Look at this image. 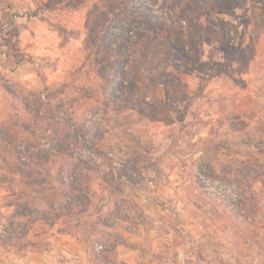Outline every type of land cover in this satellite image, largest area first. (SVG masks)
Here are the masks:
<instances>
[{
  "label": "crops",
  "instance_id": "obj_1",
  "mask_svg": "<svg viewBox=\"0 0 264 264\" xmlns=\"http://www.w3.org/2000/svg\"><path fill=\"white\" fill-rule=\"evenodd\" d=\"M50 1L35 0L36 5L34 2L26 3L23 8H38L30 16L18 13L14 8H0V48H7L0 54V71L10 72L12 77L23 81L22 86L10 92L3 84L12 83L11 80H0V128L12 129L9 107L11 96H18L22 107L17 118L19 122L31 123L32 126L27 128L16 124L19 155L28 160L29 153L52 147L45 170L50 176L57 177L54 179L57 188L62 186L60 180L65 179L67 169L73 166L66 161L80 158L73 152L72 144L74 128L80 125L83 132L78 137L87 140L89 152L96 146L118 147L129 162L142 170V176L154 182V186L148 183L143 188L130 187L133 189L130 191L131 201L122 213L124 203L112 197L111 185L102 180L100 187L95 189L96 183L89 177L85 185L88 197L100 192L99 207L92 204L93 200H88L86 210L79 215L99 208L97 225L105 229V238L86 247L75 228H64L67 220L71 223L70 215L60 212L61 215L55 217L50 210L51 220L36 219L28 232L18 238L20 243H6L0 239V264H247L248 261L249 264H262L253 257L263 255L259 253V240L264 238L263 217L258 220L251 216L241 219L243 230L236 232L233 225L240 221L239 218L223 213L224 204L219 200L203 202L199 193L202 189L224 191V187H221L223 191L219 190L217 180L211 185L201 182L204 175L202 164L209 156L215 161L212 166L215 175L234 176L233 161L237 157L231 152V147L237 143L242 150L238 158L250 164L244 167L245 170H240L244 186H249L246 182L249 180L258 191L264 187V170L252 168L264 163V142L254 143L248 136L242 141H234L237 138L233 134L232 120L227 121L224 117L219 121L220 125L228 127L229 139L220 137L217 141H209L207 153L198 147L202 146L206 136L211 137V128L216 126L217 118H213L218 108L215 96H232L228 85L224 84L222 90L212 86L210 89L214 92L207 93L205 84L209 80L204 82L206 78L202 77L208 76L204 75L205 70L198 63L190 68L184 58L174 56L177 47L185 43L131 38L127 40L128 45L120 49L118 40L99 39L102 32L99 25L102 23L93 25L92 31L89 26L85 27V20L78 30L80 36L76 37V33L74 37V15L71 11L67 15L65 7L60 18L56 5H51L54 1ZM118 36H121L119 31ZM148 43L152 51L146 49ZM161 48L174 51L170 53L172 58L164 59V53L161 57L155 55L158 50L161 53ZM112 53L117 56H110ZM121 54L131 56L123 62ZM107 56L118 60L112 72L109 70L113 68L106 66L109 64ZM151 60L155 61L149 65ZM257 70L261 74L262 69L258 67ZM256 90L257 100L264 105V85ZM33 93L36 96L40 94L49 103V109L53 107L49 115L53 125L47 130L42 131L40 120L34 121L31 111L35 108L34 103L26 108V103L35 97ZM139 96L144 97L143 105L135 102ZM236 107L241 108L238 102ZM43 109L44 106L41 107ZM231 113V108L225 112L226 115ZM238 115L243 118L240 110ZM191 121L196 129L191 138L194 148L186 152L180 148L188 144L178 138L180 131H177L180 127H189ZM245 122L249 123L248 120ZM67 131L70 133L68 152L57 151V136ZM46 132L48 139L43 135ZM0 142L3 144V140ZM212 147L215 150H211ZM235 155L239 156L238 153ZM6 157L0 147V163L6 167L0 166V175H4L2 171L8 168ZM52 167L56 168L55 172ZM82 171L83 168L77 172ZM251 174L254 178L250 179ZM230 185L231 192H234L232 189L237 190L232 182ZM2 196L0 192V202ZM263 200L257 198L251 203L255 202L253 207L257 213L260 209L264 212ZM212 206L221 213L204 210ZM75 207L70 209L72 214ZM78 207L82 209L80 205ZM6 208V212L14 213L10 204L0 207L1 210ZM112 210L116 211L113 216L110 214ZM1 237L5 235L0 233Z\"/></svg>",
  "mask_w": 264,
  "mask_h": 264
},
{
  "label": "rangeland",
  "instance_id": "obj_2",
  "mask_svg": "<svg viewBox=\"0 0 264 264\" xmlns=\"http://www.w3.org/2000/svg\"><path fill=\"white\" fill-rule=\"evenodd\" d=\"M34 1L0 0V8H14L18 11V13H24L30 16L32 13H36L38 8L35 6H31L32 8L30 9L23 7L26 6V3ZM52 1L54 2L52 3ZM52 1H50V3H52L51 5H56L57 13L60 14V18H62L65 13V7H67V15L69 13L68 11H71L72 15H74L75 18L72 27L75 29L72 32L74 37L76 36V33V37L80 36L79 31L84 24L85 27L89 26V30L92 29L93 31V25L98 26L97 23H102V25H99V28L102 27L99 39L103 40L105 38L109 40V42H111L112 39L118 40L117 45L120 46V49H123L122 47H126V45H128L127 40L131 38L135 40H139L141 38L157 42L162 40L165 42H171L172 40H175L180 44L185 43L184 46L177 47L174 56L178 59L184 58V60H186V62L190 65V68L192 65L198 63L201 69L205 70L204 75L208 76L202 77L206 78L204 82L209 80L205 84V90L207 93L214 92L210 89L212 86H216L217 89L221 87L222 90L224 84L228 85L229 89L232 91V96L230 98H225L220 95L215 96V106H218V108L213 118H217L215 124L216 126L211 128V137L207 138L208 136H206L205 140L202 141V146H198L204 149L206 153V149L211 143L209 141H213V139L217 141L218 139H221L220 137H222V139L225 137H227L226 139H229L230 136H228V127H223V125H220L219 122L220 119H224V117H227V121L232 120L233 134L234 137L238 139V141L237 139L234 141H242V139H244L243 137L246 139V136H248L254 143H258L259 141L264 142V105L257 100L256 96L257 87L264 85V0ZM34 5H36L35 2ZM86 17L87 19H85ZM60 18H57L58 22ZM82 20H85L84 24H82ZM118 31L121 33V36L117 37ZM116 32L117 34H115ZM186 44L188 45L186 46ZM204 44L207 45L204 46ZM148 45L149 43L147 44L146 49L148 51H152ZM210 46L212 47L210 48ZM4 49L0 48V54L5 52L7 48L4 47ZM173 52L174 51L169 48H161V53L158 50L155 55L161 57L164 53V59L165 57L168 59L172 58L170 53ZM111 55L112 57L117 56L116 53H112L110 56ZM106 59H109V64L106 66L113 68L109 71H114L117 59L113 60L109 56H107ZM145 61L147 60L145 59ZM154 61L155 60H151L149 65H152ZM156 61L158 63L161 62L159 60ZM120 63L122 65L123 62ZM139 63H142V60ZM46 67L49 70L52 69L48 66ZM258 67L262 69L261 74L260 70L258 73ZM0 75V80L6 78L11 80L12 83L7 84L12 89H18L22 86L23 81L19 78L12 77L10 72L3 73L0 71ZM212 80L213 83L210 84ZM11 97L12 102L9 107V117L11 119L10 123L12 124L13 119H19L17 117L18 112L21 110L22 102L19 100L18 96L16 97L15 95H12ZM207 97L209 96L207 95ZM125 99L127 100V97H125ZM143 100L144 97L139 96L135 102L137 104H142ZM209 100L210 98H208L207 101ZM237 102L241 106V108L238 109L241 113H243V118L240 117L241 115H238L239 110L236 107ZM44 103V107L47 111L45 113V117H48L51 110H53V107L49 109V103L46 101H44ZM229 108L232 109V113L229 114L231 116L225 114ZM65 113L69 114L70 112L66 111ZM209 118L210 117L207 119ZM244 119L248 120L249 123H246V120ZM40 122L43 124V121ZM189 123L191 124L189 127H180L177 131H180L178 138H181L188 144H183L184 149L180 148L186 152H191L194 148V146H192L191 138L196 132L195 126L192 125L193 122L191 121ZM205 130L206 129H204V131ZM43 135L46 139H48V132ZM72 144L73 152L76 155H79L80 159L84 162L80 164V168L84 165L88 168L90 167L89 170L83 169V171L86 175H88V177L93 179V182L96 183L94 188L96 189L98 186L100 187V183L103 182L102 180L107 181L111 185L112 197H117L122 204L124 203V207L122 208V213H124V211L128 209L126 207H129L128 203L131 201L130 191L133 189L130 187L136 186L143 188L149 183V180L146 179L145 176H142V170L133 163L129 162L122 150L118 147L96 146L97 148L91 149V152H89V147H87L89 144L87 140H83L79 137H77V139L72 137ZM214 147H212L211 150H215ZM15 150V146H10L7 150H5L6 156L10 161H15ZM231 152L237 158L233 161L234 176L230 178H228L229 176L226 177L224 175L214 174L212 166H214L215 161L214 159H209L210 157L208 154L207 156L209 158L207 157L205 162L202 164L204 175L201 178V182L211 185L213 181L217 180L219 190L221 189L223 191L221 187H224V191L216 192L215 190L211 192L208 189H202L199 193L203 202H210V199L211 201L219 200L222 204H224L222 210L223 213L238 217L240 221L235 223L233 227L234 231L240 232L243 230L244 226L241 219L248 216L254 217L257 220L261 217L264 219V212L260 209L259 213H257L256 208L253 207L255 202L251 204L257 198L264 199V187H261L260 191H258L252 186L249 180L246 181L249 183V186H244L243 177L241 175L242 171L240 170H245L244 167H247L250 164L244 163L245 161L243 162L238 158L241 155L240 152H242L238 143L231 147ZM237 153L239 156L235 155ZM76 155L74 157H77ZM115 159H120L123 163V167H115L113 165V161ZM66 163H70L69 165L71 166L73 163L77 164V160H72L71 162L66 161ZM0 166L3 169L6 168L2 165V163H0ZM252 168L258 171L264 170V163L260 162L258 166H253ZM52 171L55 172L56 168L52 167ZM2 172H4V175H7L9 179H7L4 184L0 183V187H2L0 192L3 194L0 207L1 205L12 204L17 201L15 196H18L19 193H21L20 196L22 200L29 201L35 207L40 209L48 207L46 198L51 195V190L46 189L43 194H39L40 196H38V193L34 191L38 187L27 185L21 177L17 176L15 171L12 172L11 169L7 168V170ZM124 174H127L126 178L123 177ZM52 175L54 174L52 173ZM55 178L57 177L50 176L51 184H54ZM251 178H254V174L250 175V179ZM231 182L237 189H232L234 192L230 191V187H232V185H230ZM188 194H190V192H188ZM91 195V198L88 197V200H93L92 204L99 207L97 202L101 193L94 192ZM34 196L39 198L32 201L35 198ZM53 197L56 198V195L54 194L52 198ZM103 197L102 199H104ZM52 198H50V200ZM50 200H47L48 203ZM79 209L80 208L76 206L73 214L72 212L70 213L69 218L71 223L67 220L64 228L69 230L75 228L77 236L82 238L84 245L86 247L92 246L93 243H96L98 240L102 239V237L105 238V229L103 227L101 228L100 225H97L98 218L100 217V209L98 208L97 211L83 215H79ZM6 210L7 208L5 210L0 209V233L6 235L5 229L11 231V233L18 232L23 229V225L26 223L28 218L18 219L16 216H12L13 213H8ZM204 210L207 212L208 210H211L216 213H221V211L215 209L214 206L210 209L209 207L205 208ZM115 212V210H112V212H110L111 216H113ZM49 214L52 217V214ZM101 214L106 215L103 213ZM260 222L262 223L263 221ZM11 223L13 224L11 225ZM259 241V253H263V255L259 257L255 256L253 257V260L257 258L256 262L264 264V238ZM13 243H20V240L16 238L13 240ZM249 263L250 262L248 261L247 264Z\"/></svg>",
  "mask_w": 264,
  "mask_h": 264
},
{
  "label": "trees",
  "instance_id": "obj_3",
  "mask_svg": "<svg viewBox=\"0 0 264 264\" xmlns=\"http://www.w3.org/2000/svg\"><path fill=\"white\" fill-rule=\"evenodd\" d=\"M160 42H164V40ZM128 55L121 54V58L122 60H124L123 62L127 61L130 58L131 54L129 56ZM131 80L134 83L133 78ZM3 85L8 91L13 92L10 86L5 83ZM32 96L35 97L33 98V100H30V102L26 103V108L29 109L30 103H34L35 108L31 109V111H33L34 121H43V124H41L40 126L42 129L47 130L50 126L53 125L52 118L50 119L49 116L45 117V113L47 112L46 109L41 110V107L45 105L41 95L39 94L38 96H36L33 93ZM48 96L49 95H46V98H48ZM16 124H21V126L24 125L27 128L32 127L31 123H27L24 121L19 122L18 119H13L11 130L8 127L0 128V139L3 140V144L0 142V147L3 148L4 152L10 146L16 147L15 161H10L8 157L5 158L7 160L5 162L8 168L11 169L12 172L15 171L17 173V176L21 177L27 185L38 187L34 190L38 193V196H40L39 194H43L46 189L51 190L52 193L46 198V203L48 207L44 209H40L33 206L27 200H22L20 196L21 193H19L18 196H15L17 201L10 204L14 206V213L12 214V216H23L24 218L28 219L23 225V229L18 232L11 233V231L5 229L6 235L8 236L6 237L5 235V237H1L0 239L6 243H12L14 239L23 237L28 232L31 224L36 219L40 218L46 221L51 220L49 218L50 210H53L52 214L55 217L60 216V212L70 215V209L72 208V206L80 205L82 209H79L78 212H83L86 210L84 208L86 207L85 205L88 202V189L85 185L88 183L89 177L88 175H86V173L84 174L83 171L81 173L77 172L80 171L81 168L86 170L88 169L85 165L80 168V164L84 162L80 158H77V164L73 163V166L67 169L65 179L60 180V184H62V186L57 188L56 185L51 184L50 173L48 172V170H45V164L48 162L52 154L53 148L43 147L35 153H29L28 158L30 159H22V157L19 155V152L21 151L17 148L19 138L17 128L15 129ZM33 124L35 125V122ZM81 132H83L82 125L74 129L72 137L74 139H77V137L80 136ZM57 137L59 139L57 142L58 144L56 146V150L61 152H68L70 145L68 139H70V133L67 131L65 134H63L62 132ZM27 151H29V149ZM7 179H9L7 175H0V183L4 184ZM54 194L56 195V198H52ZM34 197L35 198L32 201L39 198L36 196ZM50 198L52 199L50 200ZM48 199L50 200L49 203L47 201ZM55 205H57V209L55 208ZM12 224L13 223H11V225Z\"/></svg>",
  "mask_w": 264,
  "mask_h": 264
},
{
  "label": "built area",
  "instance_id": "obj_4",
  "mask_svg": "<svg viewBox=\"0 0 264 264\" xmlns=\"http://www.w3.org/2000/svg\"><path fill=\"white\" fill-rule=\"evenodd\" d=\"M113 165H114L115 167H118V168L123 167V163H122V161H121L120 159H115V160L113 161ZM134 175H135V174H134ZM123 177L126 178V177H127V174H124ZM149 185H150L151 187L154 186V182H153V181H149Z\"/></svg>",
  "mask_w": 264,
  "mask_h": 264
}]
</instances>
